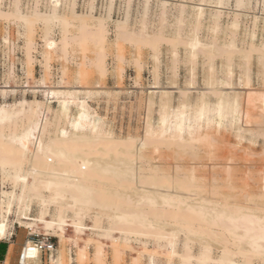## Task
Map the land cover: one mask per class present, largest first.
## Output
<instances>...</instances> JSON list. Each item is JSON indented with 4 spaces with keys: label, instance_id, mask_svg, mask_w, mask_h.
<instances>
[{
    "label": "rangeland",
    "instance_id": "obj_1",
    "mask_svg": "<svg viewBox=\"0 0 264 264\" xmlns=\"http://www.w3.org/2000/svg\"><path fill=\"white\" fill-rule=\"evenodd\" d=\"M14 1L0 0V11L11 13ZM17 1L23 15H29L36 3L41 14H51V0ZM218 1L201 2L202 15L194 31V8L200 0H59V16L68 18L74 4L76 13H91L108 30L105 41L97 47L89 43L72 45L66 58L54 52L53 46L49 51L44 40L56 43L62 35L76 30L72 26L54 23L46 27L48 31L40 22L0 18V106L23 109L22 115L14 118L15 130L5 122L0 135L4 140L11 132L19 136L28 123L26 116L35 110L31 103L36 101L50 108L44 113V144L60 137L62 129L69 133L72 130L68 121L74 120L79 109L71 104L65 114L57 113L61 97L46 98L42 89L78 90L71 98L85 103L100 134L121 142L131 139L134 145L150 141L139 152L146 173L156 171L171 182L189 187L196 200L205 202L208 211L219 207L264 216V0ZM162 3H166L165 16L161 15ZM215 10L221 12L217 26L213 20ZM121 25L131 36L142 34V43L116 41V28ZM155 37L158 46L153 54L144 41ZM194 37L199 46L193 49L188 44ZM26 39L35 44L33 61L26 57ZM99 54L103 56L104 73L89 65ZM221 98L229 103L230 110L225 108L219 115L215 108ZM202 104L207 112L197 121L194 115ZM163 108L170 122L174 114L184 112L182 141L172 138L170 131L163 138L157 135ZM85 133H89L88 128ZM27 168L26 164L21 167L30 183V176L25 175ZM12 176L11 171L0 168V222L7 221V235L0 243L10 245L15 264L25 243L42 236L48 237L55 253L50 259L41 256L29 264H95L93 257L99 246L105 264L113 263L115 252L120 253V264H148L151 260L154 264H181L177 256L170 257L166 240L125 239L116 232L104 237L112 222L111 213L100 212L95 206L77 211L76 216L69 201H53L44 188L38 189L43 200L31 193L19 202L22 183L14 185ZM125 191L133 201L129 208L146 210L151 206L137 203L134 191ZM7 203L11 204L8 212ZM59 208L67 220L62 231L56 223L53 229H44L38 221L41 212L46 221H55ZM75 217L81 224L80 231L72 227ZM94 221L97 228L93 229ZM165 231L170 228L165 227ZM185 245L193 256L208 247L209 261L204 264H215L213 261L221 254L218 244L179 230L176 253L182 254ZM253 259L252 264H264L260 258ZM233 260L241 263L240 257ZM189 264L199 263L193 260Z\"/></svg>",
    "mask_w": 264,
    "mask_h": 264
},
{
    "label": "bare ground",
    "instance_id": "obj_2",
    "mask_svg": "<svg viewBox=\"0 0 264 264\" xmlns=\"http://www.w3.org/2000/svg\"><path fill=\"white\" fill-rule=\"evenodd\" d=\"M203 1L200 0V3H203ZM202 3L194 8L197 12L194 31L199 27ZM165 4L162 3L163 9ZM18 5V1L15 0L12 12L8 14L0 11V18H12L24 23L40 22L45 28L58 23L62 24V27L65 25L76 29L73 33L62 35L56 43L44 40V45L48 50L50 51L51 46H53L54 52H57L62 58H66L69 47L72 45L89 43L97 47L107 37L108 30L105 23L97 21L91 13L89 15L76 13L73 9L74 4L71 5L72 7L68 11V18H65L64 15H58L59 0L50 1L51 14L47 15L40 13L37 3L29 15L21 14ZM164 11L165 9L161 14L162 16H165ZM214 13L213 20L215 26H217V19L221 12L217 10ZM124 27L121 25L116 28V41L131 42L136 40L142 43V40H140L142 34L131 36L127 34ZM47 28L46 30H48ZM29 40L26 39L27 42L25 43L26 57L29 61H33L31 53L34 52L32 50L35 49V44ZM149 40L144 41L146 46L149 45L153 49V51L151 49V52L157 51L158 44L156 43L158 41H156V37ZM188 45L194 49L199 46V41L194 37ZM153 54H156V52ZM102 58L103 56L99 54L89 65L104 73L105 64ZM42 92L46 98L54 95L61 97L62 100L59 102L57 113L65 114L71 104H75L79 111L72 122L68 121L72 131L67 133L65 129H62L60 137L55 136L44 144L43 139H41L47 126L44 113L50 112V108L47 104L36 101L31 103L35 106V110L26 116L28 123L19 136L13 135L14 133L11 132L8 139L4 140L0 135V168L2 170L8 169V173L11 171L14 185L16 182L22 183L19 202L29 194V196L36 195V198L40 201L43 200L44 197L39 194L38 189L44 188L50 193L53 201H69L68 205L76 211V216L77 211L95 206L100 212L107 211L111 213L112 222L104 231V237L108 238L116 232L117 235L126 236L125 239L139 237L154 239L155 241L166 240L170 247V257L177 256L181 264H189L193 260H196L199 264L208 262L209 248L204 247L198 256H193L188 246L185 245L183 253L177 254L175 239L176 232L179 230L186 231L192 237L218 244L221 248V254L213 261L215 264H252L253 258H260L264 261V216L260 217L249 212L240 213L236 210L231 211L219 207H214L213 210L210 208V211H208L205 202L201 203L196 200V194L189 187L179 182H171L168 178L159 176L156 171L146 173L147 168L139 157V152L141 148L150 142L149 140L146 139L147 141L144 140L138 145H134V141L131 139L121 142L100 134L96 129L95 119L87 111L85 103L77 102L74 98H71V95L78 92V90L70 92L42 89ZM69 100L72 101L69 102ZM228 104L221 98L215 111L222 115L225 108L228 109ZM20 105L22 107L24 103H20ZM206 112L207 109L202 104L196 110L194 119L201 120ZM22 113L23 109L15 111L0 106V131H2L1 125L5 122L11 123L9 127H13V130H15L14 118L17 115H22ZM184 119V112H178L173 115V122H170L169 114L163 108L157 135L159 134L158 136L163 138L165 137L163 135L170 131L172 133L171 137L174 136V139L182 141L181 134L185 130L182 124ZM86 128L89 129L87 134L85 133ZM194 128L191 127L190 130ZM29 145H32V150H29ZM23 164L28 167L25 175L30 176V183H27L23 177L21 169ZM125 190L136 193L137 198L135 200L137 203L151 206L146 210L129 208L133 201L124 194ZM10 206V203L6 204V212H8ZM44 214V212H41V216L38 217V221L46 227L44 229L49 230L56 223L58 230L62 231V227L66 225V219L62 215L61 208L58 209L55 221H46L43 218ZM74 219L77 220L78 218L75 217ZM6 222V219L0 222V240L7 235ZM75 222L72 227L76 231H80L82 228L80 222L78 220ZM35 223L37 224V222ZM165 227H169L170 231L166 232ZM94 228H97L96 221L93 223ZM58 237L62 238V236ZM243 245L248 248L243 249ZM101 250L102 247H97L93 257L95 264H105ZM79 252L80 260H83V250L80 249ZM234 257H240L241 263L233 260ZM120 261V253L115 252L112 264H120ZM24 264H29V262ZM148 264H154L153 260Z\"/></svg>",
    "mask_w": 264,
    "mask_h": 264
},
{
    "label": "built area",
    "instance_id": "obj_3",
    "mask_svg": "<svg viewBox=\"0 0 264 264\" xmlns=\"http://www.w3.org/2000/svg\"><path fill=\"white\" fill-rule=\"evenodd\" d=\"M54 251L55 248L48 237L36 238L23 246L18 256V264L36 260L41 256H47L49 259Z\"/></svg>",
    "mask_w": 264,
    "mask_h": 264
},
{
    "label": "crops",
    "instance_id": "obj_4",
    "mask_svg": "<svg viewBox=\"0 0 264 264\" xmlns=\"http://www.w3.org/2000/svg\"><path fill=\"white\" fill-rule=\"evenodd\" d=\"M17 260V257H16ZM9 262V264H15V257L10 256V245L6 242L0 243V264H6V262Z\"/></svg>",
    "mask_w": 264,
    "mask_h": 264
}]
</instances>
